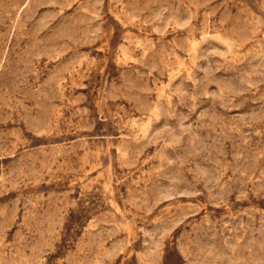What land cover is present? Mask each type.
Wrapping results in <instances>:
<instances>
[{"label": "rangeland", "instance_id": "rangeland-1", "mask_svg": "<svg viewBox=\"0 0 264 264\" xmlns=\"http://www.w3.org/2000/svg\"><path fill=\"white\" fill-rule=\"evenodd\" d=\"M0 264H264V0H0Z\"/></svg>", "mask_w": 264, "mask_h": 264}]
</instances>
